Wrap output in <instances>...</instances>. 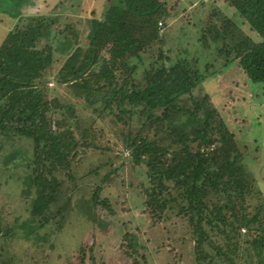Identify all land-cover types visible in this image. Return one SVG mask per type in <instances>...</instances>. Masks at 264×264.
<instances>
[{
    "label": "trees",
    "instance_id": "16d2710c",
    "mask_svg": "<svg viewBox=\"0 0 264 264\" xmlns=\"http://www.w3.org/2000/svg\"><path fill=\"white\" fill-rule=\"evenodd\" d=\"M93 1L94 7L98 0ZM227 1L256 40L245 35L230 19H224L221 28L208 25L199 41L205 47L210 42H221L219 54L228 59L224 66L235 63L252 85L264 87V0ZM24 2L0 0V24L8 30L0 37V142L25 140L32 146L34 160L28 163L32 172L25 185L35 189L31 214L39 217L36 225L43 228L58 219L54 225L58 230L64 229L66 206L53 210L58 199H62L61 185L54 172L59 168L65 171L75 164L78 148L99 150L98 132L103 131L96 129L94 116L100 119L112 114L114 124H120L123 114L141 107L143 116L147 111L151 115L148 127L142 126L147 129L146 136L142 130L134 135H120L130 163L146 167L151 186L144 189L142 185L139 190L146 208L162 213L169 204H179V212L190 216L197 262L221 264L226 260L233 264L241 254L251 264H264V206L256 203L252 214L246 212L245 201L253 200L254 191L252 179L249 182L250 176L241 163L244 154L215 109L207 106L208 95L200 101L191 98L198 86L207 83L196 66L198 62L180 59L169 69L152 68L144 72V83L125 79L120 84L116 79L114 71L118 65L129 63L132 57L141 62L143 51L163 46L171 29H166L169 19L166 4L160 0H105L100 12L89 6L93 9L86 33L79 34L72 23L57 31L71 51H65L67 56L61 67L53 71L57 63L50 46L53 21L47 19L44 23V16L27 15L15 23L17 16L25 14ZM59 7L60 3L55 10L59 11ZM82 40L86 41L85 46L81 45ZM43 41L45 45L40 46ZM210 69L208 66L205 70ZM130 71L134 74L135 68ZM49 83H54V87L49 88ZM65 87L69 91L66 96L58 92ZM185 96L192 101L191 106L179 104ZM113 105L119 113H114ZM158 109L162 112L155 116L153 113ZM84 111L88 113L86 116ZM175 118H186L187 125L181 131L176 129ZM166 122L172 125L165 127V132L170 129L164 135L169 142L155 140V134L150 136L152 129L163 127ZM98 191L95 189L92 197L96 202L100 200ZM28 221L18 226L15 219L9 228L0 225V229L4 228L0 230V264H11L14 260L7 240L10 234L19 231L21 240L31 238ZM160 221L161 217H156L153 226L163 222ZM212 231L221 235L224 242L211 241L208 234ZM32 236L38 237L36 233ZM122 238L127 242L122 244L126 245V254L130 255L126 264H141L136 250L147 252V247H137L136 233H126ZM206 243L217 251L214 257L204 251ZM45 246L46 243L43 249ZM88 249V264H95L93 244ZM82 253L85 262L86 252ZM38 254L37 249L35 255ZM35 255L30 257L34 261L38 258Z\"/></svg>",
    "mask_w": 264,
    "mask_h": 264
},
{
    "label": "rangeland",
    "instance_id": "374dc122",
    "mask_svg": "<svg viewBox=\"0 0 264 264\" xmlns=\"http://www.w3.org/2000/svg\"><path fill=\"white\" fill-rule=\"evenodd\" d=\"M160 1L164 2L168 9L169 26L167 25L166 29L169 31V27L171 28L169 36L166 35L163 46H152L143 51L141 62L132 57L129 58V63L118 65V70L114 71L116 79L120 84L125 79L136 84L144 83V72L152 71V68L169 69L180 59H193L195 63L197 61L196 66L206 76L207 83L198 86L191 98L200 101L208 95L207 106L215 109L217 116L234 135L237 147L244 154L241 163L250 176L249 182L252 179V192L254 191L253 200L245 201V209L248 214H252L256 203H263L264 206V87L252 85L235 63L224 66L228 59L219 54L221 42H210L205 47L199 40L208 25H211V28H221L224 19H230L245 35L255 40L256 38L227 0ZM29 2L34 5L31 6ZM104 2L105 0H98L93 7V0H25L22 6L25 7V14L17 16L14 22L27 15L44 16V23L49 21L47 19L53 21L50 46L54 58H57L53 71H57L67 56L65 51H71L57 35V31L63 29L66 23H72L79 34L86 33L91 18L90 11L94 8L100 12ZM59 3V11H56L55 7ZM91 5L93 8L89 7ZM82 20L84 21L81 22ZM4 31L8 30L0 24L1 39L5 36ZM164 32L166 33L165 30ZM85 40H82V46H85ZM43 45L44 41L40 46ZM208 66H211L209 72L205 70ZM131 68H135L132 75ZM213 73H216L214 77L211 76ZM48 87L53 88L54 83H49ZM58 92L66 96L69 91L65 87L64 91L59 88ZM73 99L75 100L74 97ZM181 99L180 105H192L188 96ZM112 108L114 113H119L115 105ZM79 109H82V106ZM141 110V107L132 108L130 114H123L120 124H114L115 117L112 114L100 119L94 116L92 121L95 127L97 126L96 129L103 131H97L100 137L99 150L85 151L78 148L79 156L75 164L65 171L59 168L54 172V178L61 185L62 199H58L53 210L57 211L63 206L67 208L63 230H58L54 225L58 219L49 226L39 227L35 223L39 217H33L31 214L35 189L32 186L27 187L25 180L32 172L28 167V163L34 160L32 146L25 140H19L18 143L0 142V225L9 228L11 222L16 219L20 226L31 219L28 221L30 226L27 232L32 231L38 235L35 237L31 233L29 240H21L19 231L10 234L7 240L11 245V254L15 255L11 264H88V246L91 244L94 248L92 255L95 264H126L130 259V255L126 254V245H122L127 243L122 238L126 233H136L137 247H147V252L140 248L136 250L135 256L141 264H203L202 261H195L197 253L188 220L190 216L179 212V204H169L162 213L147 209L144 204L145 198L139 191L140 187L143 185L144 189H147L151 186L146 176V167L144 164L134 166L130 163L129 152L124 149L120 135H134L139 130L145 135L147 129L142 126L148 127L151 115L147 111L143 116ZM161 112L162 109H158L153 114L159 116ZM83 113L85 116L88 114L87 111ZM185 119H174L178 131L187 125ZM166 126L172 125L166 122L163 127L158 126L150 131V136L155 134V140L169 142L170 139L165 136L170 129L165 132ZM178 146L180 145L175 147ZM44 175L49 177L46 172ZM74 187L76 189L73 192ZM95 189H99L98 202L92 198ZM171 195L175 196V192L171 191ZM103 203L108 204L109 208ZM222 203L223 201L220 206ZM228 214L231 212L228 211ZM158 216L163 222L153 226V221ZM3 229H0L1 232ZM208 235L215 243L224 242L221 235L214 231ZM44 243L46 246L43 249ZM37 249L39 254L35 255ZM203 249L213 257L216 255L217 251L213 250L209 243L204 244ZM83 251L86 252L85 262L82 261ZM241 251L239 250V253ZM32 254L38 257L35 261L30 258ZM245 260L239 254L233 264H251L250 260ZM221 264L231 263L225 260L221 261Z\"/></svg>",
    "mask_w": 264,
    "mask_h": 264
}]
</instances>
